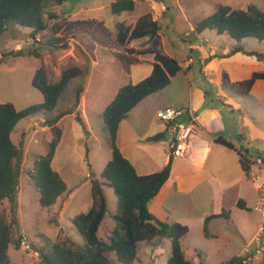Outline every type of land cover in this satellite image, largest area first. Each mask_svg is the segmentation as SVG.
Listing matches in <instances>:
<instances>
[{"label": "rangeland", "instance_id": "374dc122", "mask_svg": "<svg viewBox=\"0 0 264 264\" xmlns=\"http://www.w3.org/2000/svg\"><path fill=\"white\" fill-rule=\"evenodd\" d=\"M114 1L69 0L62 5L49 3L45 17L48 24L51 20L50 15L57 17L52 22H58L61 25L64 22L77 21L102 22L115 36L117 23L125 22L129 25L151 11L152 16L158 13L154 19L157 17L156 20H159L163 27L162 52L174 57L180 63L192 58L193 63L188 76H185L184 71H180L173 78L170 86L143 100L129 114L127 120L130 119L131 123L138 125L140 130L144 118L150 115L147 104H150L152 113V109L164 105L165 102L170 103L174 109L182 110L184 105L192 100L190 91L194 90V85L198 83L195 76L198 75L202 79L204 75L198 59L199 52L191 49L194 45L201 44L194 31L198 23L213 15L220 6H230L236 10L246 11L254 5L264 11V0H133L135 1L134 12L114 15L111 12V4ZM152 4L156 11L153 8L151 10ZM162 5L166 7V11L162 10ZM93 30L98 32L97 26L93 27ZM32 32V29L10 23L8 30L0 38V56L9 52H18L21 49L26 50L32 46L39 48L41 53V58L14 56L5 58L0 65V101L2 103H12L17 110L43 103L42 93L32 85L36 71L42 66L46 68L49 81L52 83L58 82L62 72L72 67L80 68L83 73L82 76L70 82L52 113L45 112L20 121L11 136L14 144L21 151L16 162L19 169V189L15 203L5 199L0 206V216H4L11 225L12 240L8 251L11 264H42L41 251H48L56 243L73 242L76 245H84L83 238L73 226L72 221L77 215L92 208V181L100 180L101 173L111 159L110 140L102 115L119 89L130 81L134 82L130 66H127L123 60L120 61L116 54L96 43L86 33H66L68 48L56 50L47 44L52 33H41L34 41ZM205 39L210 41L208 45H204L205 47L215 46L219 49L217 57L222 55L225 49H231L229 53L234 50L232 43L235 41L229 39L227 34L219 35L216 31L206 30ZM244 44V50L250 55L248 57L260 61L259 57L264 56V42L248 38L244 40ZM133 45L135 48H141L146 43L140 40ZM152 56L148 54L141 57V66L152 67V61L149 64H143L145 58L150 59ZM245 68L252 69L249 65ZM223 72L227 73L225 69ZM242 73L245 75L248 72ZM214 79L215 76L212 77L213 81L209 85L210 90H216ZM222 86H224L223 77ZM228 89L230 90L229 85L224 87V90ZM260 91L264 93V86H259L258 92ZM237 97L244 99L241 93H237ZM73 108L75 114L64 117L58 125L63 132V138L52 163L53 169L66 182L67 190L54 206L43 208L31 174L35 171V162L49 152V143L53 138L51 130L44 127V121ZM144 115L145 117L140 119V116ZM263 145V142L261 145L252 143L250 147L252 157L260 155L264 159ZM141 157H144V153ZM246 176L250 177L247 174ZM103 182H105L103 189L108 214L100 228L99 236L107 240L115 227L113 216L117 212L119 199L108 187L107 181ZM251 195V211L234 210L232 220L215 218L206 222L213 216L208 214L203 226L191 227V231L183 242V253L192 264H222L236 255L243 253L242 256H244L245 249L256 255L248 264H264V251L261 255L256 253L259 241L264 247V238L259 236L252 240L259 229L264 230V218L257 210L260 194L252 185ZM177 197L182 200L187 198L181 195L175 198ZM169 199L170 206L177 208L175 199L171 197ZM197 205L198 213L194 214V217L203 211H210V202L207 198ZM180 206L181 204L179 208L183 209ZM191 207L194 210V206ZM174 212L178 218L184 217L177 210ZM233 222L238 228L248 227L243 239L235 232ZM170 252L169 239L155 245L142 243L138 247V260L134 264H167Z\"/></svg>", "mask_w": 264, "mask_h": 264}, {"label": "trees", "instance_id": "16d2710c", "mask_svg": "<svg viewBox=\"0 0 264 264\" xmlns=\"http://www.w3.org/2000/svg\"><path fill=\"white\" fill-rule=\"evenodd\" d=\"M69 0H0V38L8 30V25L14 23L32 29L33 40L41 33H52L48 46L60 50L67 49L68 42L65 34L82 32L88 34L96 43L105 47L109 52L118 56V59L127 66L141 63V57L153 55L152 74L137 84L129 83L122 87L116 97L103 112L106 132L109 136L111 160L107 163L100 180L92 181L93 206L85 213L77 215L72 224L81 235L84 245L73 242L56 243L51 249L41 251L42 264H134L138 260V247L142 243L155 245L169 239L171 243L170 257L167 264H192L183 253L181 240L186 237L190 229L181 224H168L160 221L149 209V204L159 195L163 187L170 180L174 158L169 155L165 167L151 175H140L135 166L124 157L119 144L118 136L120 125L127 120L129 114L146 98L161 92L172 82L182 68L179 62L162 52L163 27L159 20H155L151 13L138 18L132 24L125 22L116 24V34L113 36L102 22L77 21L59 24L52 22L57 19L50 15L49 24L45 17L49 3L62 5ZM135 1L115 0L111 4V12L121 15L125 12H134ZM51 23L53 25H51ZM97 26L98 32L93 30ZM206 30L216 31L219 35L227 34L237 43L248 38H255L264 42V11L252 5L246 11L236 10L230 6H220L217 11L195 26V32L200 34ZM34 40V41H35ZM144 41L145 46L135 48L136 41ZM244 52L242 46H237L225 57ZM7 56L41 58L39 48L32 46L18 52H9L0 56V65ZM264 61V56L259 57ZM208 62V61H206ZM83 71L72 67L62 72L58 82L49 81L45 67H40L32 80V85L39 90L44 102L32 105L23 110H17L12 103L0 101V206L5 199L15 203L19 189V169L16 162L21 151L14 144L11 136L24 119H30L45 112L52 113L68 88L70 82L82 76ZM264 81V71L254 72L245 81L231 83L229 75L224 72V86H230L248 94L254 84ZM75 109L60 112L52 119H45L44 127L51 130L52 141L49 143V152L35 162V171L31 174L33 184L40 198L43 208L54 206L58 199L67 190L66 182L53 169L52 163L59 147L63 132L59 128L60 121L73 115ZM187 116V117H185ZM189 118L184 114L180 120ZM77 120L79 118L76 117ZM165 134L151 138L150 141H161ZM216 143L235 150L233 144L223 137L216 138ZM240 164L244 172L250 176L252 161L247 152L238 151ZM107 185L118 197L117 212L113 216L115 227L107 240L100 238V228L108 214V205L103 186ZM238 207L246 209L243 201ZM231 210H224L221 215L211 216L206 222L215 218L230 220ZM11 225L4 216H0V264H11L9 244L11 243ZM264 232V230H263ZM223 264H248L244 257H233Z\"/></svg>", "mask_w": 264, "mask_h": 264}, {"label": "crops", "instance_id": "0c3cea01", "mask_svg": "<svg viewBox=\"0 0 264 264\" xmlns=\"http://www.w3.org/2000/svg\"><path fill=\"white\" fill-rule=\"evenodd\" d=\"M153 6L154 4L151 5V10ZM156 19L157 17H155ZM205 34L206 31L200 34L197 33V39L201 44L191 47V49L199 52L198 59L204 75L202 79L198 75L195 76L198 83L194 85V90L191 89L190 91L192 100H189L182 108L183 111L190 110L196 119L188 153L182 158H174L170 180L149 204L150 211L160 221L188 226L190 231L194 225L203 226L208 214L221 215L224 210L228 209L231 210L230 220H232L234 210L238 212L251 211V185L259 192L258 188L263 180L260 169L264 170V159L260 155L252 157V150H250L253 142L260 145L263 142L264 144V93L258 92L259 86H264V81H257L248 94L232 87H230V90H224L225 86H222L223 69L227 71L231 83H238L248 80L254 72L264 71V61L248 57L250 55L245 50L230 57H225L231 51V49H225L222 55L217 57L216 54L219 52L217 47L204 46L210 43L208 39L204 40ZM229 39L235 41L230 37ZM239 45L243 47L245 45L244 40L242 43L236 41L232 43L234 48ZM152 60L153 56L150 59L145 58L143 64H149ZM192 63V58L183 61V63L179 62L185 76L190 73ZM141 65L137 64L129 67L134 80V82L130 81L129 83L137 84L152 74L153 67L146 68ZM247 65L252 69L246 70ZM242 72L248 73L244 75ZM213 76H215L216 90H210L209 88ZM237 93H241L244 99H239ZM165 108L173 107L170 106V103L165 102L164 105L152 109L151 113V106L147 104L150 115L148 114L146 118H144L145 115L140 116V119H145L142 122L141 130L138 125L135 126L134 123H131L130 119L123 121L120 125L119 147L124 157L135 166L140 175L157 173L168 163L174 131L156 117V113ZM184 120L189 121L188 118H184ZM160 134H165L164 139L161 141L157 143L148 141ZM218 137H223L233 144L235 150L216 143L215 140ZM163 147L165 148L163 149ZM238 151L247 152L248 158L253 163L249 178L242 169ZM142 153H144V157H141ZM177 195L187 198L183 200L178 197L175 198ZM169 197L175 199L177 208L170 206ZM205 198L210 202V211H203L194 217L193 215L198 213L199 207L196 204L203 202ZM240 201L244 202L246 209L238 207ZM180 204L183 209L179 208ZM191 206H194V210ZM257 207L258 212L264 218L263 213L259 210L260 202L257 203ZM174 210H177L180 215L183 214L184 217L178 218ZM233 227L235 232L243 239L248 227L238 228L234 222ZM259 236L264 238L263 228L253 235L252 240L257 239ZM184 240L185 237L181 240L182 249ZM246 250H244V253ZM242 255L243 253L234 257Z\"/></svg>", "mask_w": 264, "mask_h": 264}, {"label": "built area", "instance_id": "2783aa9c", "mask_svg": "<svg viewBox=\"0 0 264 264\" xmlns=\"http://www.w3.org/2000/svg\"><path fill=\"white\" fill-rule=\"evenodd\" d=\"M153 10L156 11L155 7ZM162 10L166 11V7L162 5ZM188 114L190 120L188 122L180 120L184 115ZM157 119L165 125L170 126L174 131V138L170 146V153L173 158H182L187 155L188 148L190 144V138L194 133L196 119L193 117L190 110H179L174 108L161 109L156 113ZM262 172V183L260 184L258 190L260 193V208L259 210L264 215V170L260 169ZM258 248L256 250L257 255H261L264 251V247L261 242H258ZM256 255L253 252L246 250L245 255L242 256L246 263L253 261Z\"/></svg>", "mask_w": 264, "mask_h": 264}]
</instances>
